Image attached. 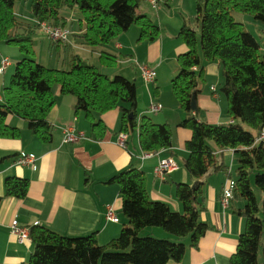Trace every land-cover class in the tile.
<instances>
[{
  "label": "trees",
  "instance_id": "trees-1",
  "mask_svg": "<svg viewBox=\"0 0 264 264\" xmlns=\"http://www.w3.org/2000/svg\"><path fill=\"white\" fill-rule=\"evenodd\" d=\"M29 2L30 16L36 22L64 26L59 15L62 8L76 9L82 14L84 43L91 47L110 44L132 26L140 29L139 40L153 42L159 28L137 9L144 0H0V44L18 49L21 59L15 64L9 83L3 89L0 103V137L18 138L20 131L6 124L13 115L22 119L28 131L42 143L52 139V126L47 116L55 104L54 86L63 96L75 98V111H82L91 122L96 137L104 126L96 116L118 109V134L137 132L143 152L172 148L173 133L168 124H154L145 116L137 122V89L133 81L122 76L109 78L88 62L75 58L68 68H48L35 60L33 38L38 26H19L14 5ZM168 1V0H167ZM195 26L184 24L178 37L186 51L177 56L178 73L170 81L171 91L184 113L178 125L188 129L186 158L182 166L193 185L177 183L175 197L181 211L169 204L152 201L146 189V177L133 165L110 177L106 184L117 185L121 197V215L126 224L120 235L104 245L98 244L96 233L67 237L47 228H30L34 249L27 262L19 264H166L180 262L184 256L183 238L192 248L209 229L200 221L204 207L205 178L210 173L227 172L216 152H234L235 178L232 199L243 200L236 211L244 226L228 264H264V144L254 138L264 129V55L260 44L235 20L240 13L264 24V0H193ZM198 29V30H197ZM200 52V54H199ZM107 66L114 58L101 55ZM217 63L223 77L220 93L227 104L229 122L210 125L200 121L199 109L192 110V99L200 93L204 67ZM246 125L251 131H245ZM256 190L260 193V199ZM28 191V180L8 177L4 195L22 199ZM159 228L169 237L146 234Z\"/></svg>",
  "mask_w": 264,
  "mask_h": 264
},
{
  "label": "crops",
  "instance_id": "crops-1",
  "mask_svg": "<svg viewBox=\"0 0 264 264\" xmlns=\"http://www.w3.org/2000/svg\"><path fill=\"white\" fill-rule=\"evenodd\" d=\"M64 9L60 10L59 15L65 21L64 26L72 32L69 42L59 45L50 43L37 29L32 45L35 60L48 68L65 69L73 59L80 58L109 78L119 75L133 81L137 89L138 116H145L154 124H168L173 133L172 148L162 150L158 157L141 161L140 155L143 151L140 149L136 131L128 135L126 148H121L116 142L118 109L96 116L104 126V131L97 134L102 135L96 137L84 112L75 111V98L61 95L58 86H54L52 90L55 104L47 116V121L52 126L50 143H42L28 131L22 119L9 115L6 124L18 129L20 135L15 139L0 137V197L4 195V180L8 177L27 179L28 191L22 199L3 197L0 203V264L27 262L34 249L31 240L18 244L9 234L8 226L13 220L23 226H40L67 237H82L95 232L100 245L117 238L127 222L121 215L122 202L118 186L106 184V181L130 165L144 173L150 200L165 202L174 211H181V205L175 197L176 184L193 185L182 166L187 156L185 142L190 139L191 132L178 126L184 119L178 102L166 108L163 105V87L170 82V78L177 75L176 58L187 50L178 37V32L184 24L195 26L194 1L157 0V7L154 8L144 0L137 12L158 26L157 39L153 42L139 40L140 29L132 26L112 43L99 47L84 43L81 35L85 31V23L78 18L75 25V9ZM14 13L19 26L33 25L30 8L26 12L25 8H17L15 4ZM43 38L48 40L49 46L40 40ZM101 55L113 57V66H107L108 62L101 60ZM2 58H8L10 64L3 72L0 71V103L3 101V89L8 85L21 55L17 48L0 44V65ZM136 62H144L154 67L156 78L151 90L143 84ZM118 65L123 67L118 68ZM220 76L218 64L208 63L204 67L202 82ZM136 78L141 84H138ZM199 90L196 97V106L201 116H198L199 120L210 125L223 124L220 119L223 114L220 89L210 84L207 91L200 86ZM150 102L160 104L162 109L148 113ZM228 122L229 119L226 123ZM68 127H73L76 133L82 134V139L73 144H64L63 131ZM20 153L33 155L34 163L29 166L15 164ZM216 153L228 165V170L210 173L203 178L205 210L200 214V221L206 223L209 229L200 238L197 248L190 246L188 237L183 238V258L180 262L169 261L166 264H228L235 251L238 236L244 226L243 218L236 211L243 207L244 202L235 198L231 200L227 210L222 209L221 192L226 178L235 169L234 152L225 149ZM169 156L174 158L178 170L160 180L154 175L153 169L159 158ZM226 158L230 159V164ZM107 206L113 207L118 223L106 220ZM145 233L156 238L169 237L159 228L146 230Z\"/></svg>",
  "mask_w": 264,
  "mask_h": 264
},
{
  "label": "built area",
  "instance_id": "built-area-1",
  "mask_svg": "<svg viewBox=\"0 0 264 264\" xmlns=\"http://www.w3.org/2000/svg\"><path fill=\"white\" fill-rule=\"evenodd\" d=\"M150 5L154 8L157 7V0H147ZM38 29L42 32L47 39L53 44H67L72 36L71 30L66 26H55L49 22H36ZM10 61L8 58L1 59L0 71L3 72L6 67H8ZM136 66L140 73V77L145 85H152L156 78V71L154 67L150 66L144 62H136ZM214 91L213 88H211ZM162 109V106L158 103L150 102L147 112L155 113ZM142 119L138 116L137 122ZM83 135L75 132L73 127H68L63 131L62 142L64 144H73L82 139ZM127 134L119 133L116 136V142L121 148H126ZM264 143V129L261 130L259 135L254 138V144ZM233 151V150H232ZM161 150L156 152H142L140 155V160L144 161L153 157H158ZM35 157L31 154L20 153L16 160L15 164L20 166H29L33 164ZM178 170V166L173 157L159 158L156 166L154 167V175L163 180L166 175L175 172ZM234 181L227 180L225 185L222 188V194L220 199V204L222 209L225 211L229 208L230 202L232 200V187ZM105 218L108 222L118 223V218L115 214V211L112 206L106 207ZM9 234L12 235L18 244H24L26 241L31 240L30 227L23 226L19 224L16 220H13L8 226Z\"/></svg>",
  "mask_w": 264,
  "mask_h": 264
},
{
  "label": "rangeland",
  "instance_id": "rangeland-1",
  "mask_svg": "<svg viewBox=\"0 0 264 264\" xmlns=\"http://www.w3.org/2000/svg\"><path fill=\"white\" fill-rule=\"evenodd\" d=\"M15 4H16L17 8L18 7L19 8H25L26 12H27V10L29 8V2L22 1V2H16ZM64 10H69V9L65 8ZM78 18L82 19V14L78 10L75 9V16L73 18V19H75L74 24L78 21ZM234 18H235V20L237 22L242 23L243 30L245 32L250 33L253 36V38L260 44V52H261V54L264 55V24L252 21L251 19H249L248 16H246L244 14H240V13H235L234 14ZM31 21H32L31 23L33 25L36 24L35 20L32 19ZM75 25H77V24H75ZM40 40H42V42H45L46 46H49L48 40L46 38H43V39H40ZM34 43H36V40L34 41ZM199 54H200V52H199ZM118 66H119L118 68L123 67V65L122 66L118 65ZM112 68H115V67H112ZM160 75H161V70L158 71V79H159ZM174 77L170 78L169 81L174 79ZM136 81L138 82V84H141V81L139 79L136 78ZM210 84L215 85V87L220 89L219 88L220 85L222 86V84H223L222 75L219 78L218 77H212L210 80L206 79V81L205 82H201V84L199 86L204 88L207 91V89H208ZM170 85L171 84L169 82V83H167V85L165 87H163V92L165 94V101H163V105H165V108L166 107H170L172 104H175L177 102V100L175 99V97H174V95H173V93L171 91V86ZM145 86L148 89L151 90V85H145ZM220 96H221L220 97V105L222 107V112H223L222 117L220 119H221V122L223 124H225L226 121H228V116H227V113H226L227 104H226V100H225L224 96L222 97L221 93H220ZM199 117H201V116H199ZM243 129L245 131H251L250 128L248 126H246V125L243 126ZM226 161L228 162V164H230V159L226 158ZM234 178H235V173L233 172L230 177L226 178V181L227 180L233 181ZM256 193L258 195V200H261L260 199V196H261L260 193L257 190H256ZM258 264H262V259H261V254L260 253L258 255Z\"/></svg>",
  "mask_w": 264,
  "mask_h": 264
},
{
  "label": "water",
  "instance_id": "water-1",
  "mask_svg": "<svg viewBox=\"0 0 264 264\" xmlns=\"http://www.w3.org/2000/svg\"><path fill=\"white\" fill-rule=\"evenodd\" d=\"M192 110L196 109V103L194 101V98L192 99V104H191Z\"/></svg>",
  "mask_w": 264,
  "mask_h": 264
},
{
  "label": "bare ground",
  "instance_id": "bare-ground-1",
  "mask_svg": "<svg viewBox=\"0 0 264 264\" xmlns=\"http://www.w3.org/2000/svg\"><path fill=\"white\" fill-rule=\"evenodd\" d=\"M40 31V30H39ZM51 43V42H50ZM59 45V44H58ZM259 144V143H258ZM264 144V143H263Z\"/></svg>",
  "mask_w": 264,
  "mask_h": 264
}]
</instances>
